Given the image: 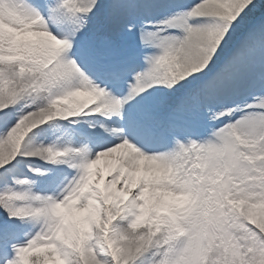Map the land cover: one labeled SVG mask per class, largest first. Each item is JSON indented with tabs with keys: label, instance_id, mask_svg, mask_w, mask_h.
Returning <instances> with one entry per match:
<instances>
[{
	"label": "snow or ice",
	"instance_id": "6c2138e0",
	"mask_svg": "<svg viewBox=\"0 0 264 264\" xmlns=\"http://www.w3.org/2000/svg\"><path fill=\"white\" fill-rule=\"evenodd\" d=\"M0 264H264V0H0Z\"/></svg>",
	"mask_w": 264,
	"mask_h": 264
}]
</instances>
